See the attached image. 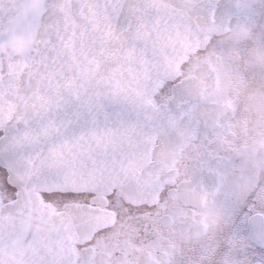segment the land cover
Masks as SVG:
<instances>
[{
	"label": "snow or ice",
	"instance_id": "obj_1",
	"mask_svg": "<svg viewBox=\"0 0 264 264\" xmlns=\"http://www.w3.org/2000/svg\"><path fill=\"white\" fill-rule=\"evenodd\" d=\"M0 264H264V0H0Z\"/></svg>",
	"mask_w": 264,
	"mask_h": 264
}]
</instances>
